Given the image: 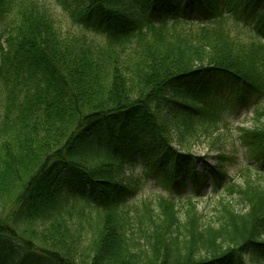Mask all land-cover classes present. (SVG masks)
<instances>
[{"label": "trees", "instance_id": "1", "mask_svg": "<svg viewBox=\"0 0 264 264\" xmlns=\"http://www.w3.org/2000/svg\"><path fill=\"white\" fill-rule=\"evenodd\" d=\"M58 3L72 30L0 0V264H264V0ZM226 104L253 111L242 184L233 156L173 144L226 127ZM137 158L177 194L225 192L214 220L192 196L183 217L127 204Z\"/></svg>", "mask_w": 264, "mask_h": 264}, {"label": "rangeland", "instance_id": "2", "mask_svg": "<svg viewBox=\"0 0 264 264\" xmlns=\"http://www.w3.org/2000/svg\"><path fill=\"white\" fill-rule=\"evenodd\" d=\"M50 4L49 7L55 13V17L58 23L62 24L66 29L72 30V23L68 17L67 10L58 3V0H47ZM69 24V26H68ZM224 99L232 100V96L229 92L223 91ZM253 111L246 105H242L235 110H232L229 105L226 104V109L224 112V123L227 124L226 127L222 125L211 132L210 134L204 131H199L198 138L194 136H185L182 142H179L175 135L174 145L185 152L194 154L197 157H207V162L209 164H214L216 162V155L218 153H225V155L233 156L234 160L232 163H225L224 170L230 175L237 184H242V175H240L241 169L246 167L252 161L247 160L245 153V148L238 139L239 128L245 127L250 128L254 125ZM203 164H200L197 168L198 171L203 170ZM261 171V170H260ZM126 182L137 183L138 189L129 198L127 204L135 205L140 209V214L145 213V207L149 203L156 202L163 198L166 200L175 199L177 207L180 210L179 216L183 217L185 215L186 209V199L187 196H192L193 201L196 203L197 210L203 214L202 223L212 222L216 216V204L220 198H224L225 192H222L220 188L217 191H212L210 188L201 189L198 196H195L192 184L188 183L186 190L180 194L175 193L170 190L169 186L162 185L159 181H156L154 177L147 176L148 172L144 166V163L137 158L136 162L129 165L124 170ZM264 174V172H263ZM264 182V179H263ZM234 199V205L236 208L240 207L237 202V197L235 195L231 197H226L225 201L230 202L228 199ZM155 207V206H153ZM216 224V223H214Z\"/></svg>", "mask_w": 264, "mask_h": 264}]
</instances>
